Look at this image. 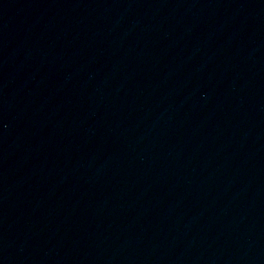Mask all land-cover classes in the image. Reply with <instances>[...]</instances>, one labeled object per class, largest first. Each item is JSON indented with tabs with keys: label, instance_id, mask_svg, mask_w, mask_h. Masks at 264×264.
<instances>
[{
	"label": "water",
	"instance_id": "1",
	"mask_svg": "<svg viewBox=\"0 0 264 264\" xmlns=\"http://www.w3.org/2000/svg\"><path fill=\"white\" fill-rule=\"evenodd\" d=\"M0 264H264V0H0Z\"/></svg>",
	"mask_w": 264,
	"mask_h": 264
}]
</instances>
